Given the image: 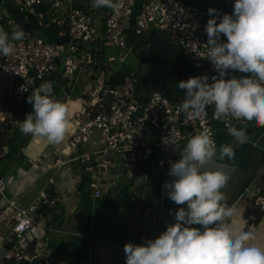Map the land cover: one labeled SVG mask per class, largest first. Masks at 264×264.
<instances>
[{
  "label": "built area",
  "instance_id": "built-area-1",
  "mask_svg": "<svg viewBox=\"0 0 264 264\" xmlns=\"http://www.w3.org/2000/svg\"><path fill=\"white\" fill-rule=\"evenodd\" d=\"M7 1L21 12L43 16L38 14V9L45 6V0ZM118 2L119 12L110 9L102 30L95 24L91 7L78 6L72 0H53L51 13L57 16L51 18L45 27H59V36H66L69 42H46L32 32H24L22 40L12 42L13 52L0 56V125L19 126V121L12 117L15 110L13 100L27 97L37 84H42L54 73L61 71L63 78L71 79L84 66H92L95 63L93 52L83 54L84 46L80 44L93 45L98 39L106 48L120 50L126 55L132 52L131 33L149 36L159 31L195 63L202 75L209 77V83L218 75L212 63L204 58L208 40L205 21L212 18L209 14L183 0H146L133 19L139 0ZM7 18V11L0 7V29L9 33L5 23ZM63 26L66 31L62 32ZM223 41L226 42V37ZM242 75L246 74L232 70L228 73V77ZM137 85V77L130 75L119 85L101 82L86 93L84 115L87 120L75 127L69 149L73 160L87 165L89 189L95 199L104 196L107 180L117 169L124 177L133 180L140 166L152 163L156 157L157 167L169 173L170 165L178 162L180 151L192 136L207 130L217 147V126L226 130L237 123L247 126L239 119L215 118L214 105L207 107L206 117L192 119L181 109L182 103L166 99L159 91L151 93L147 101L142 102L137 96ZM91 144L95 150L80 153V148ZM5 153L2 151L0 158ZM54 184L51 179L47 188L28 207H20L16 201L8 202L4 220L11 227L5 238H0V264H51V253L44 241L47 227L40 225L37 214L42 208L52 209L61 203V197L54 194ZM4 191L5 187L0 183L1 197ZM251 201L264 212V194L255 195ZM133 204L142 217L155 226L166 229L175 223V216L156 213L145 197H135Z\"/></svg>",
  "mask_w": 264,
  "mask_h": 264
},
{
  "label": "crops",
  "instance_id": "crops-1",
  "mask_svg": "<svg viewBox=\"0 0 264 264\" xmlns=\"http://www.w3.org/2000/svg\"><path fill=\"white\" fill-rule=\"evenodd\" d=\"M72 1L81 7H91L96 26L103 30L110 8H94L92 0ZM52 2L53 0H45V6L38 9V14L43 15L39 17L22 13L15 6L9 3L6 5V0H0V7L10 13L5 22L9 33L12 34L22 29L23 32L28 30L36 36V30L43 29L46 32L43 40L57 43L59 34L53 32L52 29L58 28L60 31V28L45 27L51 18L57 16L56 13H51ZM63 31H66V26L62 27ZM97 43H101L99 39ZM83 48L92 50L94 45H84ZM108 50L117 49L108 48ZM118 51L121 55L123 54L120 50ZM87 52H89L88 49L83 54ZM114 61L113 57L108 58L106 72H102L100 68L96 71L93 66H84L74 78L65 79L59 71L43 82L51 83L54 99L64 103L67 108V132L60 144H50L46 138L41 136L18 133L20 125L10 126V132H6L5 124L0 125V138L1 133H7L2 138L3 147H0V153L6 152L5 156L0 158V183L5 187L3 197L0 196V238H5L11 227V224L4 220L8 202L16 201L20 207L32 205L38 195L47 188L49 181L53 179L54 194L60 196L62 201L57 207L42 208L37 214V221L40 225L47 227L44 241L51 253V264H95L90 253L92 243L95 241L143 244L148 240L158 238L166 229L155 226L142 217L134 207L135 197H145L156 213L167 217L174 216L180 207H186V205L178 206L168 199L165 184L171 183L172 178L168 173L161 171L155 165L156 162H153L147 171L140 168L133 180L124 177L119 169L113 171L107 180L106 191L101 199L94 198L88 185L83 187L84 177L88 175L87 165L85 167L82 161L73 160L74 156L69 149L71 135L80 122L87 120V116L84 115L86 93L98 83H107L109 77H113V72H109L108 69L110 63ZM40 85V83L37 84L34 90ZM30 95L22 99L23 101L20 100L23 107L21 112L18 111L19 107L16 104L19 100H13L15 105L12 113L13 120L21 123L32 111V105L27 102ZM233 127L244 129L248 142L242 145L237 144L235 138L229 135L228 130L217 126V159L212 164L206 165L205 169H216L221 164L226 166L224 170L228 172L230 178L226 187L221 191L226 197L223 203L234 209V215L225 218L224 224L239 233L249 229L244 214L252 198L264 192L262 182L264 127L255 125L243 127L238 123ZM20 135L21 137H18ZM222 145L233 147L235 156L231 161L227 158L224 161L218 159ZM94 149L96 147L91 144L80 148V153ZM180 159L181 152L177 161ZM144 171L145 174H142ZM47 211L48 215L45 216ZM252 233L255 239L250 243L264 248V216L258 226L252 227Z\"/></svg>",
  "mask_w": 264,
  "mask_h": 264
},
{
  "label": "clouds",
  "instance_id": "clouds-1",
  "mask_svg": "<svg viewBox=\"0 0 264 264\" xmlns=\"http://www.w3.org/2000/svg\"><path fill=\"white\" fill-rule=\"evenodd\" d=\"M94 8H110L118 13V0H92ZM205 26L208 37L206 54L217 76L209 83L206 75L191 77L177 84L183 90L181 109L190 118H204L214 105V117L234 118L246 125L264 127V0H234L232 14H217L209 8ZM33 33V32H32ZM22 29L9 33L0 29V56L13 52L14 41L23 39ZM226 37V42L221 38ZM229 70L246 74L228 77ZM27 91L26 89H23ZM27 102L32 111L20 125L25 134L41 136L50 144L63 142L67 132V108L53 97L50 82L33 90ZM229 135L237 144H245L244 129L231 127ZM181 159L170 165L171 183L165 184L167 197L180 207L158 238L143 244L124 246L125 264H264V248L250 243V231L236 233L224 224L234 215L226 203L224 189L229 181L225 165L205 169L217 159V147L205 130L192 136L183 147ZM233 147L222 145L218 159L231 161ZM199 225L201 227H191Z\"/></svg>",
  "mask_w": 264,
  "mask_h": 264
},
{
  "label": "trees",
  "instance_id": "trees-1",
  "mask_svg": "<svg viewBox=\"0 0 264 264\" xmlns=\"http://www.w3.org/2000/svg\"><path fill=\"white\" fill-rule=\"evenodd\" d=\"M145 1L146 0H139L133 19H135L140 12L142 4ZM208 20L209 19L207 18L205 24H207ZM25 32L29 31L27 30ZM221 39L223 40V36ZM129 42L132 48V53L136 54L144 68L135 74L113 72V78L110 85H119L123 83L125 77L135 75L138 79L137 96L140 101H147L151 93L159 91L166 99L177 103H183V90H179L177 84L180 81H186L191 77L202 75L201 70L196 67L195 63L180 51L167 35L159 31H154L149 36H136L131 33L129 35ZM93 45L94 48L92 50L87 48L89 51L93 52L95 63L92 66L96 71L100 68L102 72H106L108 58L105 52L108 48L105 47L103 42H96ZM83 49L84 48H82V50ZM87 49H84V52ZM10 130L9 126H7L6 132H10ZM6 134L7 133L4 132L1 133V148L3 147L2 138L6 136ZM153 162H156V157H154L152 163ZM152 163L142 164L140 168L147 171V168L150 167ZM155 165L157 166L156 163ZM145 171L142 174H145ZM262 182L264 185V176L262 177ZM86 185H88L87 187L89 189L90 179L88 175H85L84 177L83 187ZM261 194H264V192ZM44 215L47 216L48 211L45 212ZM244 216L249 226L256 227L262 220L264 212L256 208L251 201Z\"/></svg>",
  "mask_w": 264,
  "mask_h": 264
},
{
  "label": "water",
  "instance_id": "water-1",
  "mask_svg": "<svg viewBox=\"0 0 264 264\" xmlns=\"http://www.w3.org/2000/svg\"><path fill=\"white\" fill-rule=\"evenodd\" d=\"M184 2L195 6L201 11L208 14V9L212 8L217 11V14L222 16L223 14H232L234 1L231 0H183ZM134 18V16H133ZM53 32L59 34L58 28H53ZM66 36H59L57 43H68ZM79 44V43H78ZM84 46L83 44H80ZM112 76L109 77L107 85L112 82ZM10 102L7 97V103ZM126 244L120 241H95L91 246V257L95 264H125L126 256L124 253V246ZM28 264V263H25Z\"/></svg>",
  "mask_w": 264,
  "mask_h": 264
},
{
  "label": "rangeland",
  "instance_id": "rangeland-1",
  "mask_svg": "<svg viewBox=\"0 0 264 264\" xmlns=\"http://www.w3.org/2000/svg\"><path fill=\"white\" fill-rule=\"evenodd\" d=\"M7 1V0H6ZM11 4L9 1H7L6 5ZM12 5V4H11ZM22 13H27L25 11H22ZM36 36L41 37L42 39H45L46 37V32L43 29H37L36 30ZM107 54V58L113 57L114 58V62L110 63V68L108 69L109 72H127L129 74H135L137 73L139 70H143V66L141 65L139 59L137 58L136 54H120V52L118 50H111L109 51L108 49L105 52ZM97 62V61H96ZM109 72L107 73V75L109 74ZM85 88V87H84ZM24 99V98H22ZM20 99V100H22ZM18 101L16 102L17 107H19L18 111L21 112L23 107H22V101ZM14 102V101H13ZM18 133H20V129L17 131ZM18 137H21L18 136ZM95 150V149H94ZM93 151V150H91ZM130 206V205H129ZM131 207V206H130ZM252 227L253 226H249L248 231L252 232Z\"/></svg>",
  "mask_w": 264,
  "mask_h": 264
}]
</instances>
